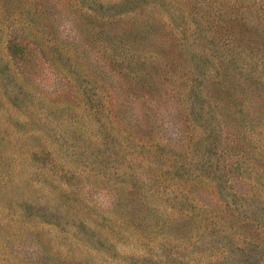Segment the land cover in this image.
I'll list each match as a JSON object with an SVG mask.
<instances>
[{"label":"rangeland","instance_id":"rangeland-1","mask_svg":"<svg viewBox=\"0 0 264 264\" xmlns=\"http://www.w3.org/2000/svg\"><path fill=\"white\" fill-rule=\"evenodd\" d=\"M119 1L0 0V264H264V0Z\"/></svg>","mask_w":264,"mask_h":264},{"label":"trees","instance_id":"trees-1","mask_svg":"<svg viewBox=\"0 0 264 264\" xmlns=\"http://www.w3.org/2000/svg\"><path fill=\"white\" fill-rule=\"evenodd\" d=\"M145 1H150V0H120L119 2L115 3V8L114 10H112L111 12L101 15L99 16V18L105 20V21H112L115 20L113 19V15H122L123 11H127V12H131V17L136 15V12H134L135 10H138V7L145 4ZM154 2H158L160 5H164L166 7V11H167V16H168V20L169 22H174V20L176 18H178V21L180 23H185L184 19L181 18V15L177 16L178 13L177 12H181V8L176 6L175 0H152ZM208 3L209 2H213L214 0H207ZM216 2V1H215ZM223 4H225L224 2H222ZM226 5L227 7H247L250 8V6H252L249 3H245L244 0H226ZM250 5V6H249ZM95 7H100L101 4H95ZM110 6V5H108ZM92 10V9H91ZM139 18H143L140 17ZM252 26V25H251ZM253 27V26H252ZM230 45V41L228 43ZM227 45V44H226ZM131 55V59L130 60H126V66L131 68L132 71H134V62L136 60H139V58L142 56L143 58V62L144 63H148L149 62H154V59H156V57H154V59L152 60H146V56L140 55L138 53H132ZM149 56V55H148ZM151 56V55H150ZM153 57V56H152ZM238 61H241L242 63H245V67L242 71H239L238 76L240 77L241 75H244L243 80L250 81V77H251V69H253V66L248 65L245 61H244V56L239 57L237 59ZM222 67H219V64L215 65V67H213V69L210 71V74H208V78H210L211 80L215 81L217 83V86L220 88H223L224 91H227V86L228 83H226V80H224V78L222 77ZM204 83L201 81L199 84H192L190 86V89L188 90L189 93H186V95H191L192 100L195 101H200L201 100V91H202V87H203ZM241 97V98H239ZM227 98L229 100L234 101L233 103L235 105H240L239 108V113H240V117L242 118L243 121L246 120L247 116H245V113L243 111V105L245 104V100H246V96H243L239 90L237 88H235L233 91L229 92L227 94ZM202 106H199L200 108H203L206 111V114L203 115V117H205V119H210V107H206L204 106V103H201ZM191 108V106H189Z\"/></svg>","mask_w":264,"mask_h":264}]
</instances>
